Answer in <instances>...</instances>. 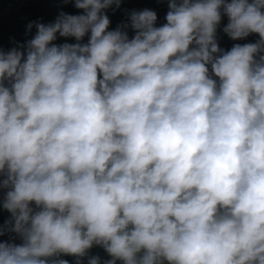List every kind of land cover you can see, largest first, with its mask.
Instances as JSON below:
<instances>
[{
    "label": "clouds",
    "instance_id": "1",
    "mask_svg": "<svg viewBox=\"0 0 264 264\" xmlns=\"http://www.w3.org/2000/svg\"><path fill=\"white\" fill-rule=\"evenodd\" d=\"M69 2L0 49V264H264V0Z\"/></svg>",
    "mask_w": 264,
    "mask_h": 264
},
{
    "label": "crops",
    "instance_id": "2",
    "mask_svg": "<svg viewBox=\"0 0 264 264\" xmlns=\"http://www.w3.org/2000/svg\"><path fill=\"white\" fill-rule=\"evenodd\" d=\"M131 4L121 5L119 10L113 12L108 10L107 14L110 18V30L118 22L126 19V11H131L133 4L154 3V0H130ZM60 11L68 14H81L82 10L76 9L72 2L67 4L63 0H0V49L7 50L13 47V41L23 43L34 35L35 28L32 33L26 35L27 24L29 22L38 21L42 23L53 22ZM165 23V19H161L157 26ZM227 20L221 22V29ZM131 31V30H130ZM257 34H252L244 40L233 41L222 30L218 31V42L221 48L228 50L234 43H251L258 39ZM66 42L64 38H59L56 43ZM69 43L75 42L73 38L67 40ZM87 42V37H85ZM2 197V191H0ZM9 213L0 207V224H3L9 217ZM7 239V237H0V240ZM19 242V241H17ZM91 253H96L102 256L107 254L99 247H94ZM64 259L72 263L73 257L65 256ZM119 264V263H118Z\"/></svg>",
    "mask_w": 264,
    "mask_h": 264
},
{
    "label": "built area",
    "instance_id": "3",
    "mask_svg": "<svg viewBox=\"0 0 264 264\" xmlns=\"http://www.w3.org/2000/svg\"><path fill=\"white\" fill-rule=\"evenodd\" d=\"M126 4H131L130 0H122L121 5H126ZM145 8L148 9H152L154 11H156L157 16H158V20H157V25L160 22L161 19H163L168 11V7H167V0H154V3L150 4V3H142V4H133L131 6V10L135 9V10H143ZM227 20V17H222V21ZM121 22H118L117 24H115L113 26V29H115L117 27L118 24H120ZM129 35H132V32L129 30ZM70 264H72L70 262Z\"/></svg>",
    "mask_w": 264,
    "mask_h": 264
},
{
    "label": "water",
    "instance_id": "4",
    "mask_svg": "<svg viewBox=\"0 0 264 264\" xmlns=\"http://www.w3.org/2000/svg\"><path fill=\"white\" fill-rule=\"evenodd\" d=\"M91 255H99V254H96V253H90ZM102 259H107L108 257L106 256H102V255H99ZM119 263V262H118Z\"/></svg>",
    "mask_w": 264,
    "mask_h": 264
}]
</instances>
